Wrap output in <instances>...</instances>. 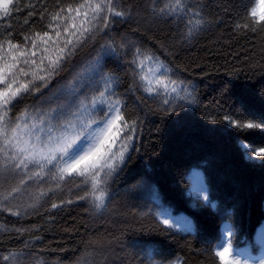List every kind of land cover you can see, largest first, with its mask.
I'll return each instance as SVG.
<instances>
[{"label": "trees", "instance_id": "16d2710c", "mask_svg": "<svg viewBox=\"0 0 264 264\" xmlns=\"http://www.w3.org/2000/svg\"><path fill=\"white\" fill-rule=\"evenodd\" d=\"M17 2L20 10L0 22V39L7 38L10 24L13 42L30 48L25 36L51 31L50 13L81 0ZM198 2L208 24L185 39L175 23L147 16V0H121L133 19L114 23L108 35H97L52 81L71 79L96 44L111 40L119 45L127 38L155 52L176 77L195 85L199 103L169 115L158 101L137 90L127 59L106 57L105 71L118 77L117 94L126 103V115L140 121L134 140L138 151L109 181L112 195L103 210L78 199L83 195V186H76L79 178L50 192L35 207H28L34 203L28 196L13 201L21 207L19 216L0 206V255L21 253L22 264H138L140 257L132 245L150 240L156 264H218L213 251L225 221L234 226V245L243 247L247 241L253 256L261 254L254 238L264 227V164L246 160L238 144L244 140L264 147V132H238L223 116L264 117V31L236 30L237 24L250 23L254 0ZM33 102L29 97L13 114ZM193 169L205 177L215 208L190 194ZM145 183L156 189L159 203L152 200ZM53 203L60 207L52 208ZM161 206L174 217L190 219L193 231H165L157 219Z\"/></svg>", "mask_w": 264, "mask_h": 264}, {"label": "snow or ice", "instance_id": "6c2138e0", "mask_svg": "<svg viewBox=\"0 0 264 264\" xmlns=\"http://www.w3.org/2000/svg\"><path fill=\"white\" fill-rule=\"evenodd\" d=\"M19 10L17 0H0V22L10 20ZM146 13L153 20L175 23L185 39L208 24L198 0H147ZM50 15L51 31L24 37L30 48L13 42L10 24L7 38L0 39V206L13 216L21 215L20 205L13 201L28 196L34 202L28 207H35V202L77 178L76 186H83L78 199L88 201L97 211L106 208L112 195L109 181L131 160V153L138 151L134 140L140 127L138 119L126 115V103L117 94L118 77L105 71L106 57L127 59L137 90L146 99L158 101L169 115L199 103L195 85L176 77L155 52L127 38L119 45L111 40L96 44L93 55L71 79L53 84L79 50L95 42L97 35H108L114 23L131 21L133 13L121 0H81ZM247 20L250 23L237 24L236 30L264 31V0H254ZM146 66L152 70L146 73ZM29 97L33 104L14 115L12 110ZM223 121L238 132H264V117L244 120L229 113ZM238 147L246 160L264 164V147L244 140ZM189 180L190 194L215 208L203 174L193 169ZM143 187L159 203L156 189L147 183ZM157 219L165 231H193L190 219L174 217L163 206ZM235 238L233 224L225 221L213 251L218 264H264V227L254 238L262 250L259 256L252 255L247 241L243 247L234 245ZM132 246L140 257L138 264H156L152 241H137ZM20 257L21 253L10 251L0 255V264H22Z\"/></svg>", "mask_w": 264, "mask_h": 264}]
</instances>
